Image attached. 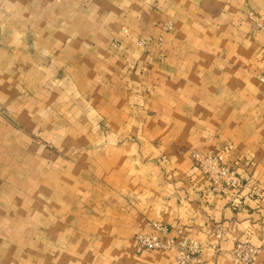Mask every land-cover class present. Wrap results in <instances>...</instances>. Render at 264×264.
Masks as SVG:
<instances>
[{
	"label": "crops",
	"instance_id": "1",
	"mask_svg": "<svg viewBox=\"0 0 264 264\" xmlns=\"http://www.w3.org/2000/svg\"><path fill=\"white\" fill-rule=\"evenodd\" d=\"M249 12L264 18V0H0V264H174L136 252L154 223L205 264H232L235 238L264 264V32ZM193 151L236 169L239 209L204 197Z\"/></svg>",
	"mask_w": 264,
	"mask_h": 264
},
{
	"label": "built area",
	"instance_id": "2",
	"mask_svg": "<svg viewBox=\"0 0 264 264\" xmlns=\"http://www.w3.org/2000/svg\"><path fill=\"white\" fill-rule=\"evenodd\" d=\"M253 34L264 32V18L257 17L254 13L247 14ZM165 29L171 31L170 24ZM258 80L264 84V77ZM191 159L196 164L201 174L209 181L208 195H222L228 198V205L234 210L241 207V193L246 188L238 172L230 167L223 155L207 152L201 154L191 152ZM257 193V191H255ZM152 233L138 234L134 238L137 253L145 251L172 252L174 264H204V248L201 244L183 235L180 231L171 234L168 229L160 224H150ZM222 231L219 229L215 239L221 240ZM232 249V264H255L260 255V248L254 246L248 239H234ZM211 249L217 250L216 246Z\"/></svg>",
	"mask_w": 264,
	"mask_h": 264
},
{
	"label": "rangeland",
	"instance_id": "3",
	"mask_svg": "<svg viewBox=\"0 0 264 264\" xmlns=\"http://www.w3.org/2000/svg\"><path fill=\"white\" fill-rule=\"evenodd\" d=\"M250 29H251V26H250ZM260 33V32H259ZM262 33V32H261ZM114 44V43H113ZM260 77H264V76H260ZM259 78V77H258ZM259 81V80H258ZM260 82V81H259ZM261 83V82H260ZM261 84H263V83H261ZM45 146L46 147H49V145H47V143L45 144ZM193 152H196V151H193ZM199 153V152H198ZM191 154V153H190ZM219 154V153H218ZM222 155V154H221ZM224 156V155H223ZM225 158V157H224ZM190 159H191V157H190ZM191 161H192V163L194 164V166L197 168V166H196V164L193 162V160L191 159ZM226 163L230 166V164L226 161ZM231 167V166H230ZM233 168V167H232ZM198 169V168H197ZM199 170V169H198ZM236 170V169H235ZM200 172V171H199ZM201 173V172H200ZM202 175V174H201ZM203 176V175H202ZM203 178H204V180L206 181V187L204 188V192H203V195H204V197H215V196H219L218 194H216V195H208V193H207V190H208V188H209V181L203 176ZM243 181V180H242ZM246 185H247V183H246ZM247 187V186H246ZM246 189V188H245ZM255 191H257V190H255ZM255 193V192H254ZM258 193V192H257ZM257 193H255V195L257 194ZM220 196H222V195H220ZM229 206V205H228ZM155 224V223H154ZM221 230L222 231V229L219 227V228H217L216 229V231H215V236H216V233H217V231L218 230ZM135 238V237H134ZM234 241V240H233ZM233 245H234V242H233ZM212 246H216V248H217V250H215V251H218V246L217 245H212ZM212 246H210L209 248L211 249V247ZM204 248V247H203ZM233 249V248H232ZM206 249L204 248V254H205V251ZM211 250H213V249H211ZM204 254H203V260H204ZM230 256H231V261H232V250H231V253H230ZM204 264H205V260H204Z\"/></svg>",
	"mask_w": 264,
	"mask_h": 264
}]
</instances>
